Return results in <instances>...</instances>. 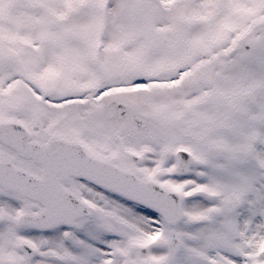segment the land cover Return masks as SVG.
Segmentation results:
<instances>
[{"label": "snow or ice", "instance_id": "snow-or-ice-1", "mask_svg": "<svg viewBox=\"0 0 264 264\" xmlns=\"http://www.w3.org/2000/svg\"><path fill=\"white\" fill-rule=\"evenodd\" d=\"M0 264H264V0H0Z\"/></svg>", "mask_w": 264, "mask_h": 264}]
</instances>
